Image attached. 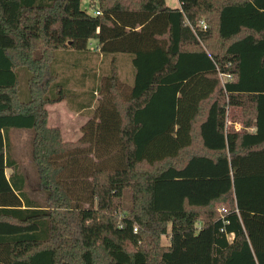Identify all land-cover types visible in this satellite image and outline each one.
I'll return each mask as SVG.
<instances>
[{
  "label": "trees",
  "instance_id": "trees-1",
  "mask_svg": "<svg viewBox=\"0 0 264 264\" xmlns=\"http://www.w3.org/2000/svg\"><path fill=\"white\" fill-rule=\"evenodd\" d=\"M86 1L0 0V264H264V0ZM82 66L99 97L66 142L46 106Z\"/></svg>",
  "mask_w": 264,
  "mask_h": 264
},
{
  "label": "rangeland",
  "instance_id": "rangeland-1",
  "mask_svg": "<svg viewBox=\"0 0 264 264\" xmlns=\"http://www.w3.org/2000/svg\"><path fill=\"white\" fill-rule=\"evenodd\" d=\"M168 2L173 5L176 4V0H168ZM88 2L82 0L81 7L86 9L89 14H92V9L88 7ZM77 55H75L76 57ZM62 58V55H61ZM94 68L96 74L107 68L108 60L104 62L93 58ZM82 64V63H81ZM85 64V63H84ZM103 68V69H102ZM121 69V68H120ZM90 71L92 69L84 68V66L77 68L74 72V76L77 80V84H70L68 98L60 102L53 104H48L46 106L48 114V126L52 128H57L60 131L61 138L66 142H74L78 140L81 136V127L92 117V109L95 105L96 99L99 97L98 93L93 95V102L88 109H81L82 103H88L91 98L90 88L99 84L97 76H91L89 74L85 78V84L79 86V81L81 79V73L83 71ZM122 71L120 76L121 79L127 77L126 70ZM72 71L68 68H64L63 74H71ZM210 102L207 101L203 104V111H206L207 105ZM203 114V112H202ZM228 116L226 118L227 126H233L236 130L243 126L242 113L238 107H231L228 110ZM197 123V122H196ZM241 124V125H240ZM197 129V126L195 127ZM10 140V155L17 162L19 170L24 174L26 179V191L29 197L37 204L44 205L45 203V193L40 189L37 180L36 168L31 160V139L32 133L28 130H11L8 134ZM195 136L197 137V130L195 131ZM197 140V139H196ZM192 150L193 153H200L198 150ZM7 175L10 171H6ZM168 239L166 236L161 237V244L166 245Z\"/></svg>",
  "mask_w": 264,
  "mask_h": 264
},
{
  "label": "crops",
  "instance_id": "crops-1",
  "mask_svg": "<svg viewBox=\"0 0 264 264\" xmlns=\"http://www.w3.org/2000/svg\"><path fill=\"white\" fill-rule=\"evenodd\" d=\"M165 3H166V5L167 6H169L170 8H179V0H176V4H173V5H171L169 2H168V0H165ZM120 67H119V70H127V69H129L130 68V65L128 64V63H126V61L125 62H120ZM121 68V69H120ZM122 71H120V73H121Z\"/></svg>",
  "mask_w": 264,
  "mask_h": 264
},
{
  "label": "built area",
  "instance_id": "built-area-1",
  "mask_svg": "<svg viewBox=\"0 0 264 264\" xmlns=\"http://www.w3.org/2000/svg\"><path fill=\"white\" fill-rule=\"evenodd\" d=\"M94 14H95V15H98L99 12H95ZM200 26H201L202 28H205V25H204V23H203L202 21L200 22ZM226 77H229V76H226Z\"/></svg>",
  "mask_w": 264,
  "mask_h": 264
}]
</instances>
